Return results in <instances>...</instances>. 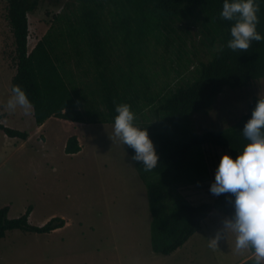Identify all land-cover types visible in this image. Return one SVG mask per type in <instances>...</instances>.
<instances>
[{
    "label": "rangeland",
    "instance_id": "1",
    "mask_svg": "<svg viewBox=\"0 0 264 264\" xmlns=\"http://www.w3.org/2000/svg\"><path fill=\"white\" fill-rule=\"evenodd\" d=\"M102 5L103 32L111 46L112 77L128 76L142 71L151 94H164L175 86H184L197 78L200 63L210 60L220 46L225 31L201 9L184 10L168 23L167 29L150 30L139 45L141 52L131 58L129 47L135 37L124 31L127 10L113 0H95ZM81 0H40L27 14L28 50L47 33L51 38L65 31L68 19L78 16ZM98 10L97 5H91ZM7 0H0V102L11 97L9 84L15 72L14 43L6 20ZM129 15V16H127ZM131 23V19L129 21ZM56 43L54 42L53 45ZM55 54L62 66L68 88L87 122L105 113L97 71L86 48L75 54L66 42ZM134 52H132L133 55ZM253 96L264 97V79L243 89L224 90L205 112L194 113L188 121L190 132L230 128L246 113ZM160 101L144 102L135 123L140 126L158 124ZM3 109V108H2ZM157 111V113H155ZM8 128L27 132L26 140L7 138L0 131V208L9 207L8 218L22 215L32 207L30 224H45L61 217L68 225L51 234L6 232L0 239V264H233L248 254L235 247V233L224 230L216 247L209 238L223 230L224 214L213 210L204 221L189 247L192 258L164 257L150 246V213L146 189L133 166L127 145L114 136V123L74 127L58 118L46 122L42 132H34L29 116L6 110ZM77 134L82 140L80 153L67 155V136ZM44 137V140H43ZM208 180L199 184H174L170 200L184 199L193 205L212 203L218 195L209 191L222 155L228 151L204 145ZM254 258L257 259L256 256ZM264 264V259H260Z\"/></svg>",
    "mask_w": 264,
    "mask_h": 264
},
{
    "label": "trees",
    "instance_id": "2",
    "mask_svg": "<svg viewBox=\"0 0 264 264\" xmlns=\"http://www.w3.org/2000/svg\"><path fill=\"white\" fill-rule=\"evenodd\" d=\"M40 0H7L6 20L14 43L15 73L10 80L19 85L27 94L33 107V118L39 126L50 117L78 123H114L117 115L115 107L120 103L131 106L135 115L141 113L144 102L160 101L157 111H161L158 124L140 126L146 128L158 155L157 166L145 170L142 162L134 161V151L128 147L132 163L146 189L147 206L150 213V246L154 253L167 256L181 247L190 236L200 229L201 222L213 210L227 218L233 214L231 193L218 195L212 203L193 205L184 199L170 200L169 191L174 184H199L208 180L209 172L201 148L204 145L228 151L233 159L248 143L242 133L250 118L256 100L251 97L247 111L234 125L222 130H208L202 133L190 132L189 118L194 113L207 111L224 88L243 89L251 83L264 79V39L252 41L247 50L229 49L226 44L230 37L233 21L220 16L224 0H113L119 2L129 15L124 24L126 37L131 41V58L141 52L140 44L155 22L156 28L167 29L168 23L177 20L183 11L201 9L216 25L225 31L220 39L219 49L206 63H200L195 80L184 86H175L164 94H151L147 78L142 71H134L128 76L112 77L111 46L103 32L102 5L95 0H81L78 16L68 19L65 31L51 38L47 33L28 50L27 14L32 13ZM259 23L257 31L264 35V0H257ZM97 5L98 10L91 5ZM131 19V23L129 22ZM74 44L83 41L85 45H73L75 54L85 47L99 79L102 103L105 113L100 118L87 122L80 107L70 92L62 66L55 49L64 50L66 42ZM56 43L53 45V43ZM132 52L133 55H132ZM157 111L155 113H157ZM0 131L9 138L26 140L28 134L8 128L0 123ZM81 147L75 136L65 143L64 153L73 155ZM32 210L28 206L17 218H8V207L0 208V239L6 232L20 230L26 233L48 234L62 228L64 219L52 217L42 226L31 225L28 216ZM253 254L254 250L248 248ZM240 264H257L254 257ZM259 264H263L259 261Z\"/></svg>",
    "mask_w": 264,
    "mask_h": 264
},
{
    "label": "clouds",
    "instance_id": "3",
    "mask_svg": "<svg viewBox=\"0 0 264 264\" xmlns=\"http://www.w3.org/2000/svg\"><path fill=\"white\" fill-rule=\"evenodd\" d=\"M257 0H224L220 16L233 21L230 39L226 46L233 50H247L252 41L264 39L257 31L259 18ZM7 108L17 105L25 110L33 107L25 91L16 84L11 87ZM114 117V136L122 145L134 151L132 159L142 162L144 169L157 166L158 155L146 128L136 125V115L127 103L117 104ZM242 133L248 143L234 159L221 156L209 191L214 195L231 193L234 196L233 214L223 222V230L209 238V246L216 247L223 239L224 230L231 229L235 235L236 249L251 248L257 264L264 259V99L256 100L250 118Z\"/></svg>",
    "mask_w": 264,
    "mask_h": 264
},
{
    "label": "crops",
    "instance_id": "4",
    "mask_svg": "<svg viewBox=\"0 0 264 264\" xmlns=\"http://www.w3.org/2000/svg\"><path fill=\"white\" fill-rule=\"evenodd\" d=\"M15 73V72H14ZM14 75V74H13ZM12 75V76H13ZM12 78V77H11ZM11 78H10V80H11ZM10 85V84H9ZM11 92V91H10ZM7 104H5V103H1L0 102V123L1 124H3L4 126H10L8 123H6V122H4V119H5V115H6V110H8V111H10V112H12L13 110H10V109H8L7 108V106H6ZM3 108V109H2ZM22 110L24 111V114H27L28 116H29V121H30V123L31 124H33V126H34V132H36L37 134H39V133H41L42 132V129L44 128V126L46 125V122L49 120V119H51V118H53V117H50L49 119H47L44 123H42L41 125H37L36 123H35V121H34V118H33V110H32V108H30V109H27V110H25L24 108H22L21 106H19V105H17L16 106V108L14 109V111L15 112H22ZM63 122H66V123H68V124H70L71 126H74V127H85L86 125H98V124H101V123H78V122H72V121H68V120H62ZM11 127V126H10ZM15 130V129H14ZM2 132V131H1ZM3 133V132H2ZM27 133V132H26ZM4 134V133H3ZM28 134V137L30 136V134L29 133H27ZM5 135V134H4ZM6 136V135H5ZM70 136H75L76 137V139H77V141H78V144H79V146L81 147V150L78 152V153H80L81 151H82V149H83V146H82V140H81V138L79 137V135H77V134H72V135H69V136H67L66 137V139H65V143H66V140L70 137ZM7 137V136H6ZM7 138H9V137H7ZM12 139H15V138H12ZM16 139H18V138H16ZM43 140H44V137H43ZM65 143H64V146H65ZM128 148V147H127ZM134 166V165H133ZM4 207H8V206H4ZM8 212H9V207H8ZM31 212H32V210H31ZM31 212H30V214H29V216H28V221H30V219H31ZM212 213V212H211ZM210 213V214H211ZM61 218V217H60ZM207 219V218H206ZM206 219H204L202 222H201V225H200V229L197 231V232H195L192 236H190L189 238H188V240L181 246V247H179L178 249H176L174 252H172L171 254H169V255H167V256H164V257H169V256H172V257H176V258H180V257H183V255L184 256H188L187 258H192V256H194L193 255V252H192V250L190 249V248H188L189 247V244H192V240L194 239V237L196 236V234L202 229V227H203V225H204V221L206 220ZM64 221H65V225H64V227H62V228H59V229H56V230H54V231H52V232H60V231H62L67 225H68V221L67 220H65L64 219ZM30 223V222H29ZM43 225V222L42 223H40L39 225H37V226H42ZM51 232V233H52ZM51 233H48V234H51ZM42 235H45V234H42ZM47 235V234H46ZM243 250L245 251V252H247L248 251V254H246L245 256H243L241 259H239L237 262H235V263H233V264H240L241 262H243V261H245L246 259H248V258H251V257H254V256H256L255 255V253H251L250 251H249V249L248 248H243Z\"/></svg>",
    "mask_w": 264,
    "mask_h": 264
}]
</instances>
